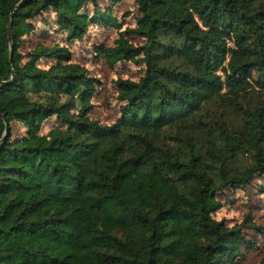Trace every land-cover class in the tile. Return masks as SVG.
Masks as SVG:
<instances>
[{"label":"trees","instance_id":"16d2710c","mask_svg":"<svg viewBox=\"0 0 264 264\" xmlns=\"http://www.w3.org/2000/svg\"><path fill=\"white\" fill-rule=\"evenodd\" d=\"M135 1L136 26L99 53L144 74L116 80L120 118L106 126L89 116L97 81L67 48L20 49L46 12L78 41L87 3L91 22L120 29L111 11L96 0H0V264H234L249 248L243 230L264 235L249 217L234 227L212 217L218 193L264 175V0ZM213 103L242 125L203 123ZM53 117L59 127L41 135ZM13 123L26 136L13 139Z\"/></svg>","mask_w":264,"mask_h":264},{"label":"rangeland","instance_id":"374dc122","mask_svg":"<svg viewBox=\"0 0 264 264\" xmlns=\"http://www.w3.org/2000/svg\"><path fill=\"white\" fill-rule=\"evenodd\" d=\"M99 10L104 13L111 11L112 17L117 21L120 29L91 22L94 15V6L87 3L81 10L89 22L85 36L78 41H69L64 32L57 26V16L46 12L33 21L34 31L23 38L20 52L26 55L37 46L53 47L59 45L67 48L72 57V62L80 65L87 71L89 78L95 79V90L90 100L89 116L101 125L110 126L120 118L121 102L117 99L118 92L116 80L138 81L144 74V65L135 62H118L110 66L99 53L101 48L115 45L119 32L132 29L136 26L140 14L135 0H123L118 4H111L109 0H96ZM126 40L133 46L139 47L145 41L139 37L127 36ZM26 60V59H25ZM24 60V61H25ZM51 60L42 59L38 65L47 69ZM244 105L249 109L254 108L258 99L255 93L243 97ZM78 110V109H76ZM200 119L203 123L229 125L228 128H238L242 125L241 117L232 108L209 104L203 110ZM59 127V122L53 117L38 125L41 135L47 134L51 129ZM27 128L24 125L12 124V138L26 136ZM204 136V135H202ZM204 141V139L202 140ZM240 163L250 165L251 155H240ZM216 199L221 208L212 214L216 221H223L228 227H234L249 217V221L264 229V175H257L245 186L227 188L217 194ZM243 235L249 248L243 246L241 255L234 264H264V235L253 230H243Z\"/></svg>","mask_w":264,"mask_h":264},{"label":"water","instance_id":"95a60500","mask_svg":"<svg viewBox=\"0 0 264 264\" xmlns=\"http://www.w3.org/2000/svg\"><path fill=\"white\" fill-rule=\"evenodd\" d=\"M11 20H12V17H11ZM8 40L11 41V27L9 28V31H8ZM7 134H8V126H7V124H5V130H4V134H3L2 140H4L6 138Z\"/></svg>","mask_w":264,"mask_h":264}]
</instances>
